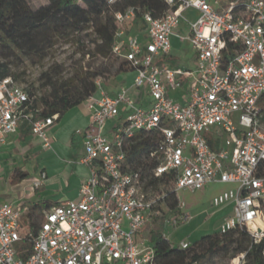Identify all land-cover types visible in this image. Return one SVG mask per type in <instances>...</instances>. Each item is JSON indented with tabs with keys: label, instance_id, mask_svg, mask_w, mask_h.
<instances>
[{
	"label": "built area",
	"instance_id": "obj_1",
	"mask_svg": "<svg viewBox=\"0 0 264 264\" xmlns=\"http://www.w3.org/2000/svg\"><path fill=\"white\" fill-rule=\"evenodd\" d=\"M165 1L168 9L159 17L144 11L143 28L131 35L125 25L136 18V8L115 13L111 49L134 68L131 87L112 97L97 77L100 95L84 101L91 121L80 162L89 174L75 199L43 210L35 233L22 231L18 206L0 203V264H154L151 238L140 236L143 227L168 214L173 217L165 222L175 227L189 222L179 191H202L213 182L233 184L210 201L215 208L230 206L218 231L245 228L255 240L264 235V0ZM187 10L197 17H187ZM173 37L191 44L192 68L165 63ZM30 105L26 86L12 76L0 79V142L26 122L49 149L57 114L35 116ZM121 108L124 119L104 134ZM140 131L160 134L149 153L156 161L151 175L172 177L173 208L169 193L148 185L142 169L127 161L128 144ZM45 178L41 172L32 188Z\"/></svg>",
	"mask_w": 264,
	"mask_h": 264
},
{
	"label": "trees",
	"instance_id": "obj_2",
	"mask_svg": "<svg viewBox=\"0 0 264 264\" xmlns=\"http://www.w3.org/2000/svg\"><path fill=\"white\" fill-rule=\"evenodd\" d=\"M131 6L136 8V18L128 24L139 29L144 26V11L159 17L168 9L165 0H116L113 3L108 0H46L38 7L28 9L21 5L20 0H0V79L12 76V65L18 66L23 59L32 63L42 61L61 40L67 42L74 37L80 40L82 57L88 56L92 62L80 64L63 79L53 78V67H50L42 73L49 87L46 92L36 93L27 87L35 116L57 114L60 117L95 93L97 77L134 69L111 49L118 29L115 13ZM82 35H94L90 46L83 43ZM95 60L100 62L95 63ZM22 126L31 132L28 123ZM159 139L157 131L137 132L128 144L126 158L133 169H142L148 185L161 187L169 193L167 203L173 208L177 196L171 191L172 177L153 178L151 175L156 161L150 159L149 153ZM38 207L33 204L21 215L22 231L36 232L41 221ZM150 238L154 264H206L214 257L229 261L239 254H244V264H264V235L255 240L245 228L236 227L226 233L217 230L201 236L185 248L174 244L159 231L151 232Z\"/></svg>",
	"mask_w": 264,
	"mask_h": 264
},
{
	"label": "rangeland",
	"instance_id": "obj_3",
	"mask_svg": "<svg viewBox=\"0 0 264 264\" xmlns=\"http://www.w3.org/2000/svg\"><path fill=\"white\" fill-rule=\"evenodd\" d=\"M46 0H20L21 5L24 8H36L39 5L45 3ZM184 14L192 19L197 17V12L193 10H187ZM182 34H187V29L180 26ZM139 28L136 26L126 25V35H131L138 32ZM94 35H82L83 43L90 46V39ZM79 41L75 37L66 41H59L50 50L49 55L42 61L32 63L27 59H23L18 66L12 65L11 75L18 84H22L26 87H30L36 93H43L49 90L47 81L42 77V73L48 71L50 67H53L51 75L53 78L63 79L68 77L75 67L81 65H87L90 60L88 56L82 57L81 47ZM171 52L170 57L165 58V63L169 66H180L192 68L194 66V50L191 44L185 40L179 42L177 38H171ZM95 63H99L100 60H95ZM112 75H107L102 78H110ZM42 152L35 154H29L27 152H21L19 156H14L11 153H7L6 157H0V198L5 202H9L11 199L17 196V190L12 189L10 185L14 179L15 169L24 167L30 174H35L42 167L40 157ZM20 182V180L18 181ZM233 186L231 183L213 182L207 185L202 191H196L194 193L181 190L179 191V197L182 198L191 214L189 222L173 226L170 222H165L167 218L172 219L173 215L168 214L166 218L162 220L160 218L151 220L143 227L140 233L141 237H150L151 232L159 231L171 242L177 244L181 240H185L189 243L200 238L206 234H212L217 231L216 227V213L217 208L210 205V201L214 194L219 191L229 189ZM31 190V187H28ZM206 264H244L241 259V254L235 258L226 261L220 257H214Z\"/></svg>",
	"mask_w": 264,
	"mask_h": 264
},
{
	"label": "crops",
	"instance_id": "obj_4",
	"mask_svg": "<svg viewBox=\"0 0 264 264\" xmlns=\"http://www.w3.org/2000/svg\"><path fill=\"white\" fill-rule=\"evenodd\" d=\"M134 76L135 70L133 69L131 72L118 73L107 79L102 78V87L109 96L113 97L121 87H131ZM130 92L137 97L134 89L131 88ZM95 95L99 96L100 92L96 91ZM174 96L179 99L178 93ZM146 102V100L138 101L139 104H146ZM124 117L125 112L121 108L119 116L108 120L102 132L110 135L112 128ZM90 121L91 112L85 102H82L60 117L57 115L49 131L51 138L49 149L43 148L41 142L22 125L16 133L8 134L4 141L0 142V157H6L8 152L14 156H19L21 152L29 154L42 152L43 154L40 157L42 167L35 174H30L24 167L15 169L10 187L17 190V196L9 202L18 206L22 214L26 213L29 206L35 204L39 205L38 209L42 218L43 210L77 197L82 181L89 174V168L80 162V158L83 155L84 131ZM41 172L46 174L43 184L32 188L31 183L40 177ZM28 187H31V190H28ZM2 202L5 201L0 198V203ZM187 209L189 211L188 206ZM229 211L230 206L220 207L214 211L217 215L215 218L217 230L222 217Z\"/></svg>",
	"mask_w": 264,
	"mask_h": 264
},
{
	"label": "bare ground",
	"instance_id": "obj_5",
	"mask_svg": "<svg viewBox=\"0 0 264 264\" xmlns=\"http://www.w3.org/2000/svg\"><path fill=\"white\" fill-rule=\"evenodd\" d=\"M260 225H262V227H264V223L263 222H260Z\"/></svg>",
	"mask_w": 264,
	"mask_h": 264
}]
</instances>
